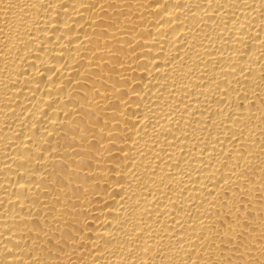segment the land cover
I'll return each instance as SVG.
<instances>
[{"label":"bare ground","instance_id":"obj_1","mask_svg":"<svg viewBox=\"0 0 264 264\" xmlns=\"http://www.w3.org/2000/svg\"><path fill=\"white\" fill-rule=\"evenodd\" d=\"M0 264H264V0H0Z\"/></svg>","mask_w":264,"mask_h":264}]
</instances>
